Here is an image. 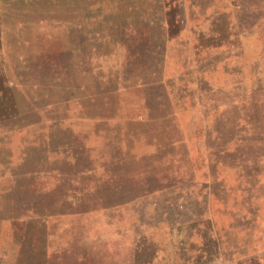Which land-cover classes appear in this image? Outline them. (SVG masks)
I'll list each match as a JSON object with an SVG mask.
<instances>
[{
	"label": "rangeland",
	"instance_id": "374dc122",
	"mask_svg": "<svg viewBox=\"0 0 264 264\" xmlns=\"http://www.w3.org/2000/svg\"><path fill=\"white\" fill-rule=\"evenodd\" d=\"M149 259L264 264V0H0V264Z\"/></svg>",
	"mask_w": 264,
	"mask_h": 264
},
{
	"label": "trees",
	"instance_id": "16d2710c",
	"mask_svg": "<svg viewBox=\"0 0 264 264\" xmlns=\"http://www.w3.org/2000/svg\"><path fill=\"white\" fill-rule=\"evenodd\" d=\"M212 249H213V244H212ZM206 251H207V249L202 247V250L201 251L199 250V252L196 253V255L193 256L194 258L192 259V263H195L196 257L199 256V255L207 256L208 252H206ZM188 257H190V256H187L186 258H188ZM149 261H151V259L148 260V264H149Z\"/></svg>",
	"mask_w": 264,
	"mask_h": 264
},
{
	"label": "water",
	"instance_id": "95a60500",
	"mask_svg": "<svg viewBox=\"0 0 264 264\" xmlns=\"http://www.w3.org/2000/svg\"><path fill=\"white\" fill-rule=\"evenodd\" d=\"M211 233V232H210ZM221 262L223 261L222 259L220 260Z\"/></svg>",
	"mask_w": 264,
	"mask_h": 264
}]
</instances>
